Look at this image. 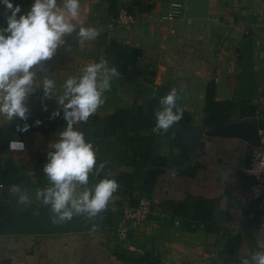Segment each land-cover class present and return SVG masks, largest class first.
Instances as JSON below:
<instances>
[{
	"label": "crops",
	"instance_id": "crops-1",
	"mask_svg": "<svg viewBox=\"0 0 264 264\" xmlns=\"http://www.w3.org/2000/svg\"><path fill=\"white\" fill-rule=\"evenodd\" d=\"M132 1L81 0L77 20L100 29L95 39L83 42L102 43L99 61L110 39L137 50L125 71L112 77L104 102L90 120L74 124H90L88 138L94 141L97 165L105 164L99 176L94 167L89 186L111 176L118 190L95 216L81 213L54 223L50 207L35 197L48 180L35 169L34 154L52 150L66 122L62 113L50 118L58 105L39 112L29 106L27 122L41 123L13 133L11 140L24 141L23 151L7 148L2 154L17 167V185L29 200L20 201L10 191L12 184L0 183V264H240L264 239V224L239 227L245 219L264 218V189L256 193L251 177L242 172L264 130V0H177L184 7L172 21L161 16L173 0H136L140 6L134 7ZM120 5L128 10L132 6L129 11L137 21H113ZM4 7L0 4V10ZM65 40L70 44L79 38L73 32ZM246 41L249 60L243 52ZM209 86L222 107L213 113L204 110ZM160 87H176L191 116L171 128L181 162L136 168L116 156L114 137L103 135V118L117 108L146 110ZM5 123L24 121L0 118V125ZM140 133L155 134L152 128ZM155 135L154 152L167 155L169 138ZM141 196L152 199L151 212L132 228L129 248L108 226Z\"/></svg>",
	"mask_w": 264,
	"mask_h": 264
},
{
	"label": "clouds",
	"instance_id": "clouds-1",
	"mask_svg": "<svg viewBox=\"0 0 264 264\" xmlns=\"http://www.w3.org/2000/svg\"><path fill=\"white\" fill-rule=\"evenodd\" d=\"M5 6V23L0 25V118L7 122L15 119L17 132H25L31 126L27 120V100L37 89L34 81L38 70L46 68L58 47L66 46L65 37L76 32L79 43L95 39L100 29L77 23L82 14L81 0H32L30 7L22 11L14 0H0ZM78 29V30H77ZM118 69L109 66L106 59L85 65L79 76H69L64 82V91L58 97L54 93L55 81L45 76L42 81L43 97L54 98L58 108L50 118L63 115L66 122L58 131L56 139L47 151L43 172L48 184L37 188L35 197L51 209L53 222L69 220L73 215L85 213L89 217L106 209L113 194L118 190V181L111 176L100 178L89 186V174L99 176L105 164L97 165L96 150L86 140L84 133L74 127L76 122L87 121L104 102L103 94L111 88L112 77ZM181 93L172 87L159 100L155 110L153 131L167 132L182 119L183 109L177 103ZM47 110V104H43ZM41 121L37 119L36 125ZM11 151H23L24 141L13 139L8 143ZM10 191L18 194L22 202L29 195L17 184ZM240 264H264V239L257 242L255 250L242 256Z\"/></svg>",
	"mask_w": 264,
	"mask_h": 264
},
{
	"label": "trees",
	"instance_id": "trees-1",
	"mask_svg": "<svg viewBox=\"0 0 264 264\" xmlns=\"http://www.w3.org/2000/svg\"><path fill=\"white\" fill-rule=\"evenodd\" d=\"M28 1L29 0H18L22 11L29 7ZM137 5L140 6L136 0H133L132 6L134 7ZM132 6L129 7V10L133 9ZM5 17L6 12H2L0 14V25L5 23ZM136 51L137 50L135 48L122 45L120 42L110 39L104 49V59H106L111 66H115L118 69V72H123ZM168 91H170V89L166 87L158 88L155 95L148 100L146 110H142L139 106L133 109L117 108L103 118V135L105 138L114 137L111 145L116 149V156L120 160L127 161L136 168L145 167L150 164L159 166H175L180 164L181 151L178 141L172 135L171 128L167 132H160L161 134L167 136L170 140V151L167 155H160L154 152V148L156 146L155 134L157 132L150 135L140 133V130L143 128L153 129L156 122L154 112L159 107L160 98ZM205 100L206 103L204 110L207 113H213L218 106L221 107V104L215 102L213 99L212 86L207 88ZM177 103L183 109L182 119L179 122L190 121V113L183 107L181 100L179 99ZM55 118L58 119L59 117L57 116ZM96 120H98V116H94V121ZM16 130V124L13 123L0 125L1 184H18L21 181V178L18 176L17 167L14 166L12 160L10 158L3 157L2 155L8 148V143ZM120 147H123L121 152ZM46 159V153L35 152V169L40 170L42 174H44L43 165L46 162ZM125 182L127 183L128 180H125ZM224 251L229 255H232L228 249H225Z\"/></svg>",
	"mask_w": 264,
	"mask_h": 264
},
{
	"label": "built area",
	"instance_id": "built-area-1",
	"mask_svg": "<svg viewBox=\"0 0 264 264\" xmlns=\"http://www.w3.org/2000/svg\"><path fill=\"white\" fill-rule=\"evenodd\" d=\"M183 3L173 0L169 3L167 10L161 16L162 19L172 21L181 15ZM113 21L120 25H127L137 21L135 14L131 13L124 5H120ZM36 126L35 122L31 123ZM48 125H46L47 127ZM242 172L246 176H250L255 192L264 189V130L262 131L257 145L250 157L248 166L242 168ZM152 199L149 196H141L138 198L136 205L125 209L111 224L108 229L112 231L114 236L130 248L129 235L132 228L136 225L144 223L151 212Z\"/></svg>",
	"mask_w": 264,
	"mask_h": 264
},
{
	"label": "rangeland",
	"instance_id": "rangeland-1",
	"mask_svg": "<svg viewBox=\"0 0 264 264\" xmlns=\"http://www.w3.org/2000/svg\"><path fill=\"white\" fill-rule=\"evenodd\" d=\"M28 2V6L30 7L32 0H29ZM14 3H18V0H14ZM2 12H5V7L0 10V14ZM102 48L103 46L100 42H97V44H81L79 43V40H71L70 44L66 42V46H60L54 56L45 62V70H38V74L35 79V82L38 83L34 85L37 89L27 100L28 106L32 107L31 111L33 112L34 110H38L39 112V109L44 110L43 104H47V111H50L57 105L54 98H44L42 101L43 89L41 88L42 91L40 93L38 89L39 84H41L42 87V81L45 76L55 81L54 93L58 97L59 95H62L64 91V82L69 76H79L85 65L90 62H99V55ZM61 55L62 58L60 57ZM30 117H32V115H30ZM28 120H30V118H28ZM75 128L81 130L84 133V136L87 137L86 139L94 145V141L88 138L90 132L89 130L91 128L90 124L82 122Z\"/></svg>",
	"mask_w": 264,
	"mask_h": 264
},
{
	"label": "water",
	"instance_id": "water-1",
	"mask_svg": "<svg viewBox=\"0 0 264 264\" xmlns=\"http://www.w3.org/2000/svg\"><path fill=\"white\" fill-rule=\"evenodd\" d=\"M250 50H251L250 43L246 41L245 44L243 45V52L247 60H249ZM253 224H264V218L255 217L253 219L251 218L245 219L244 221L241 222L239 227H245V226L253 225Z\"/></svg>",
	"mask_w": 264,
	"mask_h": 264
}]
</instances>
